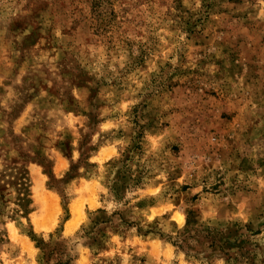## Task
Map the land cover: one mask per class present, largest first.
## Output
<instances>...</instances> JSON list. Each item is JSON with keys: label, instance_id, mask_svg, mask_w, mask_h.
<instances>
[{"label": "rangeland", "instance_id": "1", "mask_svg": "<svg viewBox=\"0 0 264 264\" xmlns=\"http://www.w3.org/2000/svg\"><path fill=\"white\" fill-rule=\"evenodd\" d=\"M0 264H264V0H0Z\"/></svg>", "mask_w": 264, "mask_h": 264}, {"label": "trees", "instance_id": "2", "mask_svg": "<svg viewBox=\"0 0 264 264\" xmlns=\"http://www.w3.org/2000/svg\"><path fill=\"white\" fill-rule=\"evenodd\" d=\"M25 188L22 187V186H20V190H25ZM18 201H19V204H20L19 207L22 209L21 210L22 213L23 214H27L28 213V210H27V208H25V206H27L29 204V200L27 198V195L26 196L24 195V196L18 198Z\"/></svg>", "mask_w": 264, "mask_h": 264}, {"label": "bare ground", "instance_id": "3", "mask_svg": "<svg viewBox=\"0 0 264 264\" xmlns=\"http://www.w3.org/2000/svg\"><path fill=\"white\" fill-rule=\"evenodd\" d=\"M78 209L79 208H76V206L72 208V212H73L74 218L66 224V230H70L76 225L77 218H78L77 216L79 214V210ZM35 225H37V222L35 223Z\"/></svg>", "mask_w": 264, "mask_h": 264}]
</instances>
